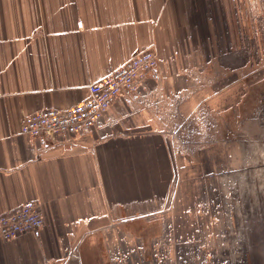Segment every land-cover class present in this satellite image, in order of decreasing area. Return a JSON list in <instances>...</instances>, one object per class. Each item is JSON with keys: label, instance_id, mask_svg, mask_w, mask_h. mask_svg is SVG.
Instances as JSON below:
<instances>
[{"label": "crops", "instance_id": "obj_1", "mask_svg": "<svg viewBox=\"0 0 264 264\" xmlns=\"http://www.w3.org/2000/svg\"><path fill=\"white\" fill-rule=\"evenodd\" d=\"M243 28L234 0H0V218L36 201L45 220L0 235V264H85L90 247L105 264L107 237L166 204L186 158L230 154L254 107ZM147 50L158 65L138 92L74 141L20 133L27 114L86 101Z\"/></svg>", "mask_w": 264, "mask_h": 264}, {"label": "rangeland", "instance_id": "obj_2", "mask_svg": "<svg viewBox=\"0 0 264 264\" xmlns=\"http://www.w3.org/2000/svg\"><path fill=\"white\" fill-rule=\"evenodd\" d=\"M234 15L244 22V63L248 55L255 95L254 107L239 121H249L235 126L240 134L235 132L230 154L219 146L216 157L196 163L186 158L185 171L180 166L173 173L166 204L122 221L120 236L107 237L105 264H264V108L256 109L264 103L258 98V81L264 80V0H234ZM173 159L181 164L182 158ZM82 256L85 264H94L97 252L90 247Z\"/></svg>", "mask_w": 264, "mask_h": 264}, {"label": "built area", "instance_id": "obj_3", "mask_svg": "<svg viewBox=\"0 0 264 264\" xmlns=\"http://www.w3.org/2000/svg\"><path fill=\"white\" fill-rule=\"evenodd\" d=\"M158 65L154 51H144L118 70L89 86V98L67 110L45 109L27 114L20 133L31 139L64 138L74 141L83 132L103 119L116 99L123 94L138 92L141 82ZM45 220L40 205L29 201L0 218V235L6 241L42 230Z\"/></svg>", "mask_w": 264, "mask_h": 264}]
</instances>
